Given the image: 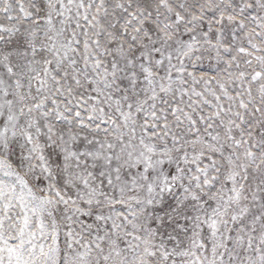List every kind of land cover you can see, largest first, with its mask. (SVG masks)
<instances>
[{
  "label": "snow or ice",
  "instance_id": "6c2138e0",
  "mask_svg": "<svg viewBox=\"0 0 264 264\" xmlns=\"http://www.w3.org/2000/svg\"><path fill=\"white\" fill-rule=\"evenodd\" d=\"M0 264H264V0H0Z\"/></svg>",
  "mask_w": 264,
  "mask_h": 264
}]
</instances>
